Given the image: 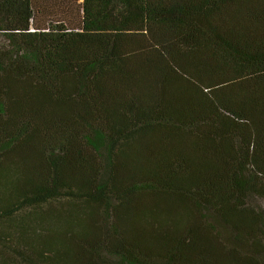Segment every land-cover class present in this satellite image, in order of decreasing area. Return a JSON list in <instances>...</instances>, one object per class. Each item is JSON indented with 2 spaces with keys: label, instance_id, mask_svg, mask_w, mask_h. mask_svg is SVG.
I'll list each match as a JSON object with an SVG mask.
<instances>
[{
  "label": "trees",
  "instance_id": "1",
  "mask_svg": "<svg viewBox=\"0 0 264 264\" xmlns=\"http://www.w3.org/2000/svg\"><path fill=\"white\" fill-rule=\"evenodd\" d=\"M0 264H264V0H0Z\"/></svg>",
  "mask_w": 264,
  "mask_h": 264
},
{
  "label": "rangeland",
  "instance_id": "2",
  "mask_svg": "<svg viewBox=\"0 0 264 264\" xmlns=\"http://www.w3.org/2000/svg\"><path fill=\"white\" fill-rule=\"evenodd\" d=\"M2 42V38H1V36H0V43Z\"/></svg>",
  "mask_w": 264,
  "mask_h": 264
}]
</instances>
